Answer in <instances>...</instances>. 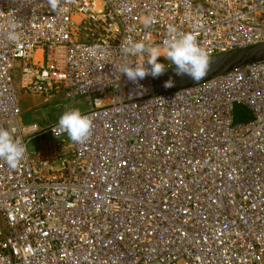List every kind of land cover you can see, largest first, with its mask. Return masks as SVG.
I'll return each instance as SVG.
<instances>
[{
    "label": "built area",
    "instance_id": "obj_1",
    "mask_svg": "<svg viewBox=\"0 0 264 264\" xmlns=\"http://www.w3.org/2000/svg\"><path fill=\"white\" fill-rule=\"evenodd\" d=\"M169 25L210 57L264 44V0H0V127L28 147L0 160V264H264V61L155 94L121 45L163 49ZM16 70L26 94L88 102L91 137L25 124Z\"/></svg>",
    "mask_w": 264,
    "mask_h": 264
},
{
    "label": "clouds",
    "instance_id": "obj_2",
    "mask_svg": "<svg viewBox=\"0 0 264 264\" xmlns=\"http://www.w3.org/2000/svg\"><path fill=\"white\" fill-rule=\"evenodd\" d=\"M46 3L50 11L53 12L58 11L61 6V0H46ZM153 22L151 17H147L144 20V25L149 27ZM15 28L16 25L13 24L12 30L7 33V39L13 43H16L20 38ZM168 32L171 39L164 41L163 49L143 41L125 40L121 45L125 56L146 57V60L134 65L122 64L119 68L120 74H124L133 83H137L149 75L158 78L168 69L165 63L159 62V58L164 57L166 61H170L171 65L175 66L174 71L177 76H187L193 82L203 80L210 70L211 61L208 51L198 44L197 38L192 33H180L173 25L168 26ZM174 83L173 79H169L163 86L166 89L172 88ZM57 129L60 130V133H66L71 142L83 144L91 137L94 123L79 109H68L59 117L58 124L53 128L54 133L59 137ZM27 150V144L16 138L13 130L0 127V160L6 162L10 169L19 167L26 159Z\"/></svg>",
    "mask_w": 264,
    "mask_h": 264
},
{
    "label": "rangeland",
    "instance_id": "obj_3",
    "mask_svg": "<svg viewBox=\"0 0 264 264\" xmlns=\"http://www.w3.org/2000/svg\"><path fill=\"white\" fill-rule=\"evenodd\" d=\"M14 83L18 93V101L22 113H24V123H37L42 128H47L49 125L57 123L59 117L68 109H79L81 112L86 111L89 106L88 102L78 99L76 102L69 101L64 96H55L49 102H44V99L38 95L26 94L20 91V71L14 73ZM29 109V110H28ZM238 110H243L239 107ZM51 142L49 135L39 136L29 144V149L32 151H41L44 146Z\"/></svg>",
    "mask_w": 264,
    "mask_h": 264
},
{
    "label": "water",
    "instance_id": "obj_4",
    "mask_svg": "<svg viewBox=\"0 0 264 264\" xmlns=\"http://www.w3.org/2000/svg\"><path fill=\"white\" fill-rule=\"evenodd\" d=\"M210 61V70L207 76L199 82H193L187 76H177L174 71L175 66L168 68L167 71L158 78L152 77L154 93L163 94L193 87L218 76L224 75L230 71H234L245 65L264 61V44L250 46L247 48L216 55L210 57ZM169 79H173L175 83L172 88L166 89L163 85L165 81Z\"/></svg>",
    "mask_w": 264,
    "mask_h": 264
},
{
    "label": "trees",
    "instance_id": "obj_5",
    "mask_svg": "<svg viewBox=\"0 0 264 264\" xmlns=\"http://www.w3.org/2000/svg\"><path fill=\"white\" fill-rule=\"evenodd\" d=\"M250 119L247 111L245 109L236 111L235 120L239 121H246Z\"/></svg>",
    "mask_w": 264,
    "mask_h": 264
},
{
    "label": "crops",
    "instance_id": "obj_6",
    "mask_svg": "<svg viewBox=\"0 0 264 264\" xmlns=\"http://www.w3.org/2000/svg\"><path fill=\"white\" fill-rule=\"evenodd\" d=\"M45 102V101H44ZM29 110V109H28ZM21 113H22V110H21ZM24 117V113H22V118ZM24 119V118H23ZM24 121V120H23Z\"/></svg>",
    "mask_w": 264,
    "mask_h": 264
}]
</instances>
